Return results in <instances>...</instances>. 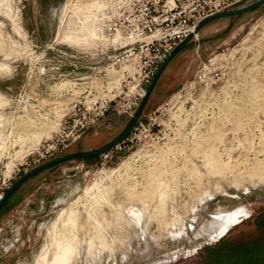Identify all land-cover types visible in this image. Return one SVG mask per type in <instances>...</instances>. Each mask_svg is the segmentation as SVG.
I'll return each mask as SVG.
<instances>
[{"label":"rangeland","instance_id":"obj_1","mask_svg":"<svg viewBox=\"0 0 264 264\" xmlns=\"http://www.w3.org/2000/svg\"><path fill=\"white\" fill-rule=\"evenodd\" d=\"M132 1L0 0V195H8L0 264H37L55 233L74 227L56 226L62 213H74L80 235L71 264H183L264 228V7L206 24L158 80L141 119L178 120L180 144L136 145L106 169L100 157L74 160L10 193L75 103L101 92L106 75L120 76L109 57L124 37L109 26ZM223 51V82L175 106L179 90ZM132 119L112 113L68 154L102 149ZM240 208L247 218L220 239L216 231L196 239Z\"/></svg>","mask_w":264,"mask_h":264},{"label":"built area","instance_id":"obj_2","mask_svg":"<svg viewBox=\"0 0 264 264\" xmlns=\"http://www.w3.org/2000/svg\"><path fill=\"white\" fill-rule=\"evenodd\" d=\"M248 1L133 0L132 5L109 26L113 35L124 37L119 49L109 57L111 72L120 76L106 75L101 92L89 93L85 102L77 101L65 114L64 118H68L66 123L61 124L55 135L39 146L29 164L39 166L67 155L90 131L100 129L112 113L133 118L147 96L152 80L172 52L187 37L195 34L207 18L238 9L247 5ZM228 58V52L223 51L203 63L194 80L184 85L174 97L175 106L184 97L192 100L202 90L223 82L222 67ZM177 130L182 131L176 119L168 124L158 118L140 119L122 143L100 156L102 168L106 169L123 159L136 145L165 140L180 144V138L173 132ZM2 200L0 195V202Z\"/></svg>","mask_w":264,"mask_h":264},{"label":"flooded vegetation","instance_id":"obj_3","mask_svg":"<svg viewBox=\"0 0 264 264\" xmlns=\"http://www.w3.org/2000/svg\"><path fill=\"white\" fill-rule=\"evenodd\" d=\"M245 209L218 215L208 222L210 229L203 228L197 233L196 239H202L206 234L219 232L220 239L228 230L239 225L248 215ZM258 224V223H257ZM227 243L218 244L215 251L205 254L202 258H194L183 264H264V228L254 227L245 234V237L223 239Z\"/></svg>","mask_w":264,"mask_h":264},{"label":"water","instance_id":"obj_4","mask_svg":"<svg viewBox=\"0 0 264 264\" xmlns=\"http://www.w3.org/2000/svg\"><path fill=\"white\" fill-rule=\"evenodd\" d=\"M264 7V0H257L254 2H250L245 6H242L238 9H234L231 11H225L222 13H218L214 16H211L209 18H207L205 21H203L197 28L195 34L190 35L189 37H187V39L181 44L179 45L173 52L172 54L168 57V59L163 63V65L161 66V68L159 69V71L157 72L156 76L154 77V79L152 80L150 86L147 89V96L142 100L135 116L132 119V122L129 124V126L125 129V131L123 132V134L118 137L117 139H115L113 142H111L110 144H108L107 146L103 147L102 149L96 150V151H92V152H82V153H72V154H68V155H64L62 157L53 159L51 161H48L42 165L37 166L36 168H34L32 171H30L29 173H26L23 177H21L19 179V181L10 189V193L14 191L15 188H17L21 183H23L24 181H26L28 178H31L32 176H34L35 174L44 171L46 169H49L53 166L56 165H62L64 163H68L74 160H85V159H89V158H97L100 157L102 154H105L106 152H108L109 150H111L112 148L118 146L120 143H122L127 136L133 131V129L136 127V125L138 124V122L141 119V116L144 112V109L148 103V100L150 98V96L152 95V93L154 92V89L157 85L158 80L160 79V77L162 76V74L165 72L166 68L169 66V64L171 63V61L175 58V56L181 51L183 50L194 38L196 35L199 34L200 30L208 23L214 21V20H219L222 18H237V17H242V16H246L249 15L251 13H253L254 11L261 9ZM8 195L5 196L4 200L1 202L0 208L2 207L3 203L5 202V200L7 199Z\"/></svg>","mask_w":264,"mask_h":264},{"label":"bare ground","instance_id":"obj_5","mask_svg":"<svg viewBox=\"0 0 264 264\" xmlns=\"http://www.w3.org/2000/svg\"><path fill=\"white\" fill-rule=\"evenodd\" d=\"M78 42L79 40L76 38L74 42ZM72 41V43H74ZM6 69V68H5ZM2 71V70H1ZM4 72V71H3ZM5 73V72H4ZM7 102V101H6ZM119 188V187H118ZM125 189V188H124ZM127 191V190H126ZM131 191V190H130ZM101 195V194H100ZM81 200V199H80ZM75 203V202H74ZM79 204V203H78ZM80 205V204H79ZM78 205V206H79ZM74 208V207H73ZM75 209V208H74ZM163 209V208H162ZM96 211V210H95ZM67 212V211H66ZM135 212V211H133ZM130 211V215L133 216V218H136L138 216L137 213H133ZM73 213V212H72ZM64 213L60 215L58 218V221L56 220V226L58 223H70L75 227V224H77L74 220V213L70 214L66 219H64ZM66 214V213H65ZM81 214V213H80ZM84 215V212L82 213ZM82 215V216H83ZM87 216V215H86ZM80 217V216H79ZM92 217V216H91ZM102 219V218H101ZM93 220V219H92ZM92 222V221H91ZM75 223V224H74ZM102 223V222H101ZM80 224V223H79ZM87 224V223H86ZM92 224V223H90ZM97 225V224H96ZM99 225V223H98ZM97 225V226H98ZM55 226V228H56ZM91 226V225H90ZM89 226V228H90ZM64 227V224L63 226ZM68 228L65 224V227L55 233L56 235L53 236V241L50 245H48L43 251L41 256L37 259V264H71L73 256L77 253L78 245H79V231L78 227L75 228ZM59 228V226H58ZM96 228V227H95ZM94 228V229H95ZM60 229V228H59ZM86 229V228H85ZM104 229V227H103ZM54 230V229H53ZM98 230V229H97ZM105 230V229H104ZM103 230V231H104ZM95 231V230H94ZM56 232V231H55ZM81 232V231H80ZM52 233V232H51ZM54 234V233H53ZM89 234V233H88ZM96 234V233H95ZM99 234V232L97 233ZM51 235V234H50ZM89 236V235H88ZM101 236V235H100ZM99 236V237H100ZM51 238V237H50ZM97 238V237H96ZM102 238V237H101ZM96 240V239H95ZM100 240V239H98ZM103 244V243H102Z\"/></svg>","mask_w":264,"mask_h":264},{"label":"trees","instance_id":"obj_6","mask_svg":"<svg viewBox=\"0 0 264 264\" xmlns=\"http://www.w3.org/2000/svg\"><path fill=\"white\" fill-rule=\"evenodd\" d=\"M90 159H94V158H90ZM56 166H58V165H56ZM53 167H55V166H53ZM41 172H42V171H41ZM39 173H40V172H39ZM37 174H38V173H37ZM35 175H36V174H35ZM35 175H34V176H35ZM28 179H30V178H28ZM28 179H27V180H28ZM27 180H26V181H27ZM24 182H25V181H24Z\"/></svg>","mask_w":264,"mask_h":264}]
</instances>
